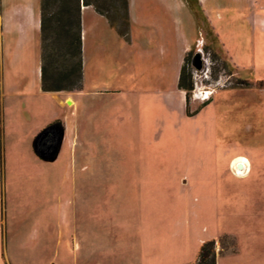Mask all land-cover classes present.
<instances>
[{
  "label": "rangeland",
  "instance_id": "obj_1",
  "mask_svg": "<svg viewBox=\"0 0 264 264\" xmlns=\"http://www.w3.org/2000/svg\"><path fill=\"white\" fill-rule=\"evenodd\" d=\"M129 1V42L82 12L79 92L40 90L37 25L0 39V264H264V0Z\"/></svg>",
  "mask_w": 264,
  "mask_h": 264
},
{
  "label": "trees",
  "instance_id": "obj_2",
  "mask_svg": "<svg viewBox=\"0 0 264 264\" xmlns=\"http://www.w3.org/2000/svg\"><path fill=\"white\" fill-rule=\"evenodd\" d=\"M122 18L119 24L111 20L91 0H40L41 64L40 88L43 92H70L83 89V60L81 37V8L93 7L104 17L125 41H130L131 22L128 0H119ZM73 6V7H72ZM190 58L186 54L179 71L178 88L185 92L186 115L190 112L189 92L193 89ZM215 242L204 243L198 254L196 264H216Z\"/></svg>",
  "mask_w": 264,
  "mask_h": 264
},
{
  "label": "crops",
  "instance_id": "obj_3",
  "mask_svg": "<svg viewBox=\"0 0 264 264\" xmlns=\"http://www.w3.org/2000/svg\"><path fill=\"white\" fill-rule=\"evenodd\" d=\"M22 3H10L7 1L2 2L0 0V39L3 40V38L7 36H15L17 33H23L27 31L28 29V22L31 21L34 25H37L39 27V41H40V53H41V35H40V1H39V16L38 21L36 22V18L34 16L33 10L29 9L27 5ZM129 4V10H130V1L128 0ZM184 7H186L185 1L181 2ZM88 8H92L90 6H82L81 8V37H82V48H83V35H82V12L86 11ZM95 11V10H94ZM99 15V14H98ZM23 18L24 20V26L16 27L15 24V17ZM130 16V12H129ZM131 22V20H130ZM37 23V24H36ZM4 44L3 42L0 43V51L2 49V53L4 50ZM185 51H188V44L185 47ZM182 65V64H181ZM181 67V66H180ZM180 71V69H179ZM3 72V81L1 88L4 90V93L7 91H12L14 88L13 84L15 81L10 80L9 70L8 67L3 65L2 68ZM39 84H40V67H39ZM41 90V88H40ZM180 90V89H179ZM42 91V90H41ZM182 91V90H181ZM79 92V91H78ZM183 95H185V92L182 91ZM2 105V103H1ZM235 159V158H234ZM1 195V192H0Z\"/></svg>",
  "mask_w": 264,
  "mask_h": 264
},
{
  "label": "bare ground",
  "instance_id": "obj_4",
  "mask_svg": "<svg viewBox=\"0 0 264 264\" xmlns=\"http://www.w3.org/2000/svg\"><path fill=\"white\" fill-rule=\"evenodd\" d=\"M206 94H208V93L206 92ZM240 163L243 165V169H241V170L237 167V165L240 164ZM246 163H247L246 160L244 158H242V157L241 158L240 157L239 158H235V159L232 160V164L234 165V169H235L237 174H242V171H244V167L246 168Z\"/></svg>",
  "mask_w": 264,
  "mask_h": 264
},
{
  "label": "flooded vegetation",
  "instance_id": "obj_5",
  "mask_svg": "<svg viewBox=\"0 0 264 264\" xmlns=\"http://www.w3.org/2000/svg\"><path fill=\"white\" fill-rule=\"evenodd\" d=\"M59 142H60V141H59ZM52 148H53V151H54V152H57L58 149H59V143L50 146V149H52ZM41 151L43 152V150H41Z\"/></svg>",
  "mask_w": 264,
  "mask_h": 264
},
{
  "label": "water",
  "instance_id": "obj_6",
  "mask_svg": "<svg viewBox=\"0 0 264 264\" xmlns=\"http://www.w3.org/2000/svg\"><path fill=\"white\" fill-rule=\"evenodd\" d=\"M240 170L241 169H243V165L240 163V164H238V166H237Z\"/></svg>",
  "mask_w": 264,
  "mask_h": 264
}]
</instances>
